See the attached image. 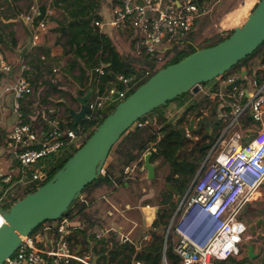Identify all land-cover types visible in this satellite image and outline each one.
Masks as SVG:
<instances>
[{"label":"built area","instance_id":"2783aa9c","mask_svg":"<svg viewBox=\"0 0 264 264\" xmlns=\"http://www.w3.org/2000/svg\"><path fill=\"white\" fill-rule=\"evenodd\" d=\"M141 1L142 5L135 0H121L122 5L113 3L110 17L105 23L102 20L94 21L100 28L111 25L120 31L133 29V52L137 56L161 52V45L166 43L172 46L192 28L195 18L211 10L208 0H181L179 4L175 0ZM30 9V13L22 11L17 17L28 25L32 33L31 46H34L47 30L48 22L43 19L33 25L37 9L33 5ZM51 12L52 9H49L48 13ZM26 67L23 60L21 73L11 85L5 84L4 91L12 97L11 107L16 116L7 146L13 149L21 172L30 171L24 179L17 178V173L11 177L0 170V183L10 184L0 194V201L13 186L33 185L35 181L44 180L42 177H46L48 167L45 172L40 166L34 167V164L48 155L60 154L79 138L71 128H62L56 113L47 106L37 108L38 116L47 129L42 128L41 121L35 125L32 121H25L21 101L32 92L31 83L24 73ZM52 71H57V68L53 67ZM96 71L103 74L102 67L96 68ZM12 72L13 63L5 56L0 45V83L7 80L2 81L1 75ZM251 72L250 79L247 71L225 75L220 78V87H226L238 77L241 79L232 88L213 93L221 100L218 119L223 126L208 148L194 178L176 200L165 228L166 240L169 236H175L172 248L179 258V264H214L215 261L239 256L242 252L246 225L239 216L242 217V210L258 198L259 189L264 183V62L259 61ZM129 83L130 78L117 74L115 82L105 93L100 94L98 89L91 92L84 119H91L94 114L106 111L107 103L112 99H124ZM119 84L122 88L118 87ZM2 96L0 93V102ZM224 108L229 110L225 111ZM141 125L142 122L137 120L133 127ZM131 169L125 167L124 173H129ZM4 221L0 212V226ZM81 227L82 223L73 225L67 217H62L53 222L54 238L47 249L36 247V235L30 234L22 238L21 245L3 264H94L91 253H79L71 246L69 238L75 228ZM96 236L100 237L101 233ZM163 254L167 263L166 249Z\"/></svg>","mask_w":264,"mask_h":264},{"label":"trees","instance_id":"16d2710c","mask_svg":"<svg viewBox=\"0 0 264 264\" xmlns=\"http://www.w3.org/2000/svg\"><path fill=\"white\" fill-rule=\"evenodd\" d=\"M20 1L21 0H7L6 9L10 10L12 13L4 18H15L22 11L30 13V8L33 5L37 9L34 15L33 25H36L38 21L43 19L48 23L51 21L55 22V25L52 28H49L50 31H48L49 34L50 32L53 33V36L51 37L52 41L45 39V43L31 46L30 48H32V50L30 54L25 57L27 67L24 73L32 87V92L26 94L21 102V111L26 122L30 121V115L33 114L32 111H35L40 104L48 105L53 108L62 106L63 110L61 114H63V117L58 119L59 125L62 128H70L72 116L69 113V107L66 106L65 101H60V98H65V95L63 90L59 89L58 85L56 86L55 81L52 80V68L55 64L58 65L61 63L59 62L61 56L66 57L63 69L66 73L71 75L79 85L76 94L83 95L88 89H92V93H94L95 87L100 94H103L106 92V89L115 82L117 74H122L123 76L130 78L129 85L131 84L132 86H130L127 91V94H129L140 84L145 82L159 68L177 62L194 51V34L192 33L193 30H191V28V31L189 30L186 32L189 33L187 37L185 36L186 33H184L183 36L179 37L180 42L172 45L174 51H170L172 53L170 56L171 58L162 66L158 67L155 61L159 58V51H155L147 56L133 55L134 52H132L133 54L130 53V55H128L120 49V46L116 43L114 37L106 30V28L103 29L94 24L95 20H102V16L99 12L104 0H49V3H46V1H40L37 3L38 5L33 4V0H25L26 2H23L22 4H20ZM198 1L202 2L204 0ZM113 3H120V5H122L121 0H115ZM1 6L0 3V15H2ZM49 9H56L61 11V13L54 15V13H48ZM2 22L3 21L0 19V43H3L4 40L2 36L8 37L9 34H11L10 32L6 34L3 33V30L8 26V23ZM230 31H232V29ZM122 32H125L126 37L130 38L135 31L133 29H128ZM223 38L224 37L221 34L217 33L210 37L208 44L205 43V45L199 46H211L218 43ZM13 41L14 38L12 42ZM133 43L134 41L130 42L132 51ZM52 46H59L61 48L62 52L59 58L50 53ZM256 54L259 55V61L264 62V41L254 52L240 60L226 73L233 71L234 73H238L243 71L246 68L241 67ZM131 56H133L134 59L131 58ZM250 66V71H252L256 64ZM98 67L103 68V74L96 71V68ZM226 73L218 77L219 79L216 78L210 82L201 83V86L209 84L208 92L218 93L220 90V81L218 80L224 78ZM134 81H137V83L135 84ZM118 87L122 88V85L119 84ZM188 92L168 101L167 104L172 101L183 103ZM55 93H58V95L52 96V94ZM206 95L207 93L201 98L202 101H205L207 98ZM70 97L72 101L78 103L73 94H70ZM202 101L197 103L195 99L191 100L185 105L183 113L185 114L194 111ZM219 102H221V100L216 96L214 103L218 104ZM164 106L156 108L155 113L147 120L144 121L139 119V121L142 122L141 126H135L132 129H128L121 136L108 154L106 163L103 167L104 173H101L97 179L84 187L82 192H85V196L82 199L78 198L74 200L69 207L68 212L64 214L63 217L69 218V221L75 220L85 224L83 226L84 232L90 230L96 222L90 212L94 202V190L104 185L116 189L117 185L124 187L126 182L128 183V186H130L132 180L128 178L129 175H127V173H124V169L127 166L135 164V170L140 172L139 168L143 165V154L147 150L151 151L149 158L151 163L159 160V164L167 162L172 167L171 173L165 177V180L172 185L176 193L169 189L170 194H164L165 198L163 202L171 206L172 195H182L184 193L194 175V171H196L200 161L205 156L207 149L218 136L219 132L215 129L212 132L201 134V140L208 141L195 144L194 150L197 152L194 156L191 154L192 159L182 158L180 160L179 149L182 146V143H180L181 134L177 131L176 126H174L171 120L166 122V116L161 111V108ZM70 107L72 106L70 105ZM212 109L214 108L212 107ZM112 110L113 108L100 114H94L91 119H81L78 124L80 135L81 133H86L82 142L77 147L75 146L73 149L64 152L63 155H51L52 160L47 168L45 179L39 181L32 188L20 195V197L37 188L43 184L45 180L50 178L82 145L89 134ZM41 122L43 123L42 128L47 129L46 124L43 121ZM176 174L179 175L177 178L174 177ZM17 198L19 199V197ZM16 200H14V202ZM12 204L13 202L10 205ZM166 217L168 216L164 211L157 214L152 222L151 228L148 230L151 239L150 241L142 242L141 250L138 255H136L137 250L132 243L126 241L125 243L119 244L113 234L110 233L107 238L100 240L102 245L99 249L95 247L92 250L95 255H99L97 259L93 261L94 264H133L134 259L141 261V264H160L164 230L167 225L166 223H168L167 219H164ZM41 225L43 226V224ZM164 225L165 227L162 229V226ZM35 230L36 228L32 233ZM71 237L69 238L70 240ZM73 238H75V241L77 242L76 236ZM168 242L170 243L171 240L168 239ZM93 253L92 255H94ZM166 258L168 264H179V258L174 253L172 245L170 244H168L166 249ZM236 262L238 261L235 260V263Z\"/></svg>","mask_w":264,"mask_h":264},{"label":"water","instance_id":"95a60500","mask_svg":"<svg viewBox=\"0 0 264 264\" xmlns=\"http://www.w3.org/2000/svg\"><path fill=\"white\" fill-rule=\"evenodd\" d=\"M136 3L143 4L141 0ZM218 43L200 47L174 63L159 68L116 106L89 134L82 145L43 184L17 199L8 209L0 205L4 223L0 226V264L22 243V238L47 221H56L80 198L86 185L102 173L108 154L121 136L134 123L147 120L155 109L191 91L196 93L201 83L211 81L229 71L249 56L264 41V0H257L243 23L227 31ZM240 77L226 85L232 88ZM92 89L76 96L79 107L68 103L72 116L70 128L79 136L78 124L85 118L87 100ZM191 127L193 121H190ZM190 127V128H191ZM181 132L184 129H179ZM151 151L143 154L142 169L146 178L154 177V165L149 161ZM45 177L43 176L42 179ZM166 186L176 193L170 183ZM179 196H177V200ZM251 248L249 247V250Z\"/></svg>","mask_w":264,"mask_h":264},{"label":"crops","instance_id":"0c3cea01","mask_svg":"<svg viewBox=\"0 0 264 264\" xmlns=\"http://www.w3.org/2000/svg\"><path fill=\"white\" fill-rule=\"evenodd\" d=\"M40 1H46V0H33V4L38 5L37 3ZM115 0H104L101 9H100V15L102 16V21L105 23L109 17H110V9L113 5V2ZM168 1V0H167ZM177 4L181 0H175ZM208 4L210 5L211 10L208 13H205L201 16H198L195 18L194 23H193V30L195 27H198V30L200 31L202 28V24L200 23L201 20L206 17L207 15H213L211 14L213 10L218 9V7H221L223 9H227L226 11H221L220 14L217 17L219 20V16L221 15V21H215L214 24L219 25V23H224L227 22L229 24L230 30L233 29L235 26H237L236 22H238V19H235V8L236 6H241L242 11L240 13L241 17L244 18V15L247 16V14L253 9V7L256 5L257 0H208ZM47 3V2H46ZM116 4V3H114ZM120 5V3L116 4ZM57 14H60L61 11L56 10ZM224 15V16H223ZM234 18V19H232ZM197 19V21H196ZM9 31H6L9 34L8 37H10L11 42L14 38V41L10 44H1V48L5 54V56L13 63V72L11 74H5L1 75L3 83H0V93H2V99L0 102V170L6 173L7 175L16 176L17 172H14L18 169L19 164L18 161L14 155V151L10 147L7 146V141L9 139V135L12 131L13 125L16 121V116L15 113L12 110L11 104H12V97L9 93H6L4 91V86L5 84L11 85L14 82V79L16 78L17 75H19L20 72V67L21 63L24 60L26 63L25 57L30 54L32 48V33L28 27V25L24 22H22L18 17L16 16L15 18H12L9 20ZM19 22V24L17 23ZM54 24L55 22L52 21ZM220 23V24H221ZM21 26L23 27L24 32L21 29ZM51 26V23H48V27ZM103 29L106 28L108 32L112 34V36L116 39V42L120 45L126 44V41L131 40L133 41L134 36L128 38L126 37L125 32L118 33V31H112L109 29L107 26H103ZM225 28V29H224ZM226 27L219 28L217 27L215 32L221 34L224 36V33H226ZM216 33V34H217ZM51 34V32H50ZM134 33H132L133 35ZM51 38L52 36L49 35ZM200 36L197 34L196 38H199ZM45 37L40 39V41L37 42V44L40 43H45ZM24 41V42H23ZM194 45L199 46L197 44L200 40H195ZM180 42L179 39L175 42L178 43ZM130 45V44H129ZM121 46V45H120ZM128 48V47H126ZM168 48H171L170 43H166L161 45L160 50H166ZM128 51H131L132 53V48L128 49ZM61 48L59 46H52L50 49V53L53 56H61ZM66 57L60 58L59 63L57 66H53L57 68V71L53 72L52 80L55 81L56 86L58 85L59 89L63 90V93L65 95V98H60V101H65V103H68L69 105L73 106L76 105L74 104L75 102L71 100L70 94H73V96H78L77 89L79 85L75 82V80L72 78L71 75L65 72L63 69V65H65ZM259 62V61H258ZM254 63V64H258ZM248 69V70H247ZM251 66H248L246 69L243 71H247V73H250ZM30 82V81H29ZM6 84V85H7ZM226 87H220V90L225 89ZM97 88L95 87L94 91ZM4 91V92H3ZM53 96L58 95V93L52 94ZM76 99V98H75ZM22 102V101H21ZM207 105H212L213 106V119H212V124L217 121L219 118V104H214L212 102L211 98L208 100ZM48 105L40 104L39 107H43ZM62 106H57V108H53V111L56 113V111H61L63 110L61 108ZM61 108V109H60ZM73 108V107H72ZM37 110V109H36ZM32 115L30 118V123L32 124H38L40 120L38 116V112L32 111ZM32 121V122H31ZM221 129V128H220ZM219 132V130H218ZM78 141V139H77ZM75 141L74 143L70 144L73 145L77 143ZM69 145V146H70ZM68 148V147H67ZM65 149L58 155H63L64 152H67L68 149ZM154 149V148H152ZM11 156H14V162L10 158ZM14 165H17V167H14ZM154 165V170H156V163H153ZM134 168V167H133ZM133 170V169H131ZM133 171L128 173L127 175L128 178H130L132 181L130 182V186H128V183H125V186H116V189L109 187V186H102L101 188H97L95 190H98L99 195H95L96 192H94V202L92 205V209L90 210L93 219L96 220L95 224L90 230H87L84 232L83 227L77 228L73 231L72 237H71V246L74 248L75 251L79 253H91L92 260H96L99 255H95L92 250L96 247L99 249V247L102 245L101 241L104 238H107L110 233L113 234V236L116 238V240L121 243H125L126 241L129 243H132L136 250L138 255L141 250V245L142 242H147L150 241L151 237L149 234V229L151 228L152 222L156 218V213L158 212L157 207L151 206L149 202H140L138 200V188L134 185V183H138L141 178L137 177L136 175H132ZM146 173V172H145ZM146 178V175L144 176ZM146 180V179H145ZM39 181H35L33 185L31 183L25 184V185H20L18 186L15 190H18L17 195L22 194L23 192H26L28 189L32 188L35 184H37ZM116 185V183H115ZM264 185V183H263ZM107 189V190H104ZM137 188V194L134 195V192ZM261 187V190L259 189V194L258 198L253 201L244 209L243 211V217L244 221L246 220L248 223L245 224L246 226H249V229L246 230L245 237L242 243V252L239 256H233L228 258L227 260H221V261H215L214 264H264V232L261 233V230L264 227V189ZM94 190V191H95ZM143 190H146L143 188ZM149 193V192H148ZM148 193H143L145 194L144 196H147ZM178 194H173V198H175V202L177 200ZM261 204V208L256 209L255 205ZM101 204V209H99ZM103 205H106L103 206ZM165 205V204H164ZM115 211V212H114ZM256 212V215H253V213ZM249 213V215H248ZM69 219V218H68ZM70 220V219H69ZM257 222H260L259 228H256L254 231V226L253 224H256ZM71 224L76 225V224H81L79 221L72 220L70 221ZM52 223L43 224L45 231H52L51 227ZM85 224H83L84 226ZM259 229V230H258ZM82 231V232H81ZM53 233V231H52ZM101 233L100 237H97L96 235ZM165 233V231H164ZM166 234V233H165ZM262 234V235H261ZM53 235L48 237L46 234L44 235V239L46 243L49 245L50 242L53 240ZM76 240L75 241V237ZM261 236V237H260ZM168 239L171 240V236L168 237ZM168 239H163V244H162V255H161V263L160 264H168L165 263V260L163 258V251L164 249H167L168 244L173 245V241L170 243L168 242ZM121 240L123 242H121ZM109 245V244H108ZM249 247L251 248L249 250ZM92 253L94 255H92ZM106 254V252H105ZM166 257V254H165ZM235 260L238 261L235 263ZM167 261V258H166ZM133 264H141V261L139 260H133Z\"/></svg>","mask_w":264,"mask_h":264},{"label":"rangeland","instance_id":"374dc122","mask_svg":"<svg viewBox=\"0 0 264 264\" xmlns=\"http://www.w3.org/2000/svg\"><path fill=\"white\" fill-rule=\"evenodd\" d=\"M23 2H26V1L25 0H21L20 1V4H22ZM46 2L49 3V0H46ZM0 3L2 5L1 6L2 7L1 8L2 9L1 10V14L3 15V16L0 15V19H1V21H3L2 23H8V26L3 30V33L6 34L7 33L6 31H9L10 30L9 29V23H11V22H9L10 19H6L4 17L5 16H8V15H11L12 12L10 10H7L6 9L7 0H0ZM234 8H235V14H237L234 17H235V19H238V22H236V24L238 26L241 23H243V21L245 20L246 16L244 15V18L241 17V15H240V13L242 11V7L241 6H236ZM223 10L226 11L227 9H223ZM223 10H222L221 7H218V9H215V10L212 11L211 14H213V15H207L206 17H204L201 20V22H200L202 24V28H201L200 31L198 30V27H195V29L193 30V28H194V26H193V28L191 29V30H193L192 33L194 34L193 39L195 40V42H196V40H200L197 44H199V45H205V43L208 44V41L210 40V37H212L213 35H215L217 33V32H215V30H216L217 27H219V28L226 27V29H227L226 32L227 31H230L229 24L227 22H224V23H221L220 22L221 24L219 23V25H216V26L214 24V20L215 21H219V20L221 21V15L219 16V20L217 19L216 16H218L220 14V12L223 11ZM51 13H54V15H58L56 13V11L53 10V9H52V12ZM197 19H196V21H197ZM232 19H234V18H232ZM23 22L25 23V21H23ZM17 23L19 24V22H17ZM50 23H51V26H49L47 28V30L41 34V37L42 38L45 37L48 41H52V38H50L49 35L50 36H53V33L49 34V32H48V31H50L49 28H52L55 25L52 21ZM107 27L109 29H111L112 31H118L119 34L122 33V31H120L118 29L112 28L111 25H107ZM21 29L24 32L22 26H21ZM188 34L189 33H186L185 36L187 37ZM197 34L200 36L199 38H196ZM224 35H225V33H224ZM41 37L39 38L38 41H40ZM2 38L4 39L3 40V44L10 45L12 43L10 37L2 36ZM115 41H116V39H115ZM130 42H131V40H128V41H126V44H124V45L120 44L121 46L117 42L116 43L120 46V49L124 53H127L128 55H130L131 51H128V49H130V45H129ZM126 47H128V48H126ZM172 47L173 46H171V48H168V49H166L164 51L163 50H160L161 52L158 53L159 58H157V60L155 61L156 62V65L158 67L159 66H162L167 60H169L171 58L170 56H171L172 53L170 51H172V50L174 51V48H172ZM133 55H135V54H133ZM59 57L60 56H57V58H59ZM131 58H133V56H131ZM259 59H260L259 58V55L256 54L246 64H244L241 68H243V67L244 68H247L248 66H250V65H252L254 63H257L259 61ZM61 65H62V62H61ZM55 66H57V65H55ZM231 73L233 74L234 71L233 72H228L225 75H230ZM247 76L250 79L251 76H252V72L250 71V73H247ZM217 79H219V78H217ZM220 80H218V81H220ZM134 82H135V84L137 83V81H134ZM130 86H132V85L130 84ZM209 86H210L209 84L202 85V86L200 85V88H199V90L196 93H193V92L189 91L188 94L186 95V99H185V101L183 103H179L178 101H172V102H169V104H167L164 107H162L161 108V111L166 116V122H168L170 120H173L178 114L183 113L184 110H185V105L187 103H189L191 100L195 99L197 103H199L200 101H202L201 98L204 97L205 94L207 93V95H206L207 98L205 99V101H202L203 104H202V102L200 104H198V106L196 107L197 109H195L194 111H198V112L202 111V112L206 113L204 117H206L207 120L210 121V123L212 125V122H213L212 119L214 117L213 114H212V112H213L212 107L213 106L212 105H209L208 106L207 105V102H208V100H210V97H209L210 94H212L211 95L212 96L211 100H212V102H214V100H215V94H213V92H210V93L208 92L209 91L208 90L209 89ZM126 95H128V94H126ZM118 101H120V100H113L112 99L111 101H109L107 103V106H106L107 107V110L108 109H111V108H114L116 106V104L118 103ZM74 104H76V103H74ZM218 104H221V102H219ZM72 107L74 109H77L79 107V105L76 104V105H73ZM224 110L227 111L229 109L228 108H224ZM35 111L37 112L36 109H35ZM61 112H62V110L61 111H59V110L57 111V113H56V118L57 119H61V117H63V114H61ZM192 115H195V114H192ZM132 128H133V126L130 129H132ZM220 128L221 127L219 125L218 126V130H220ZM182 135L185 136V133H182ZM85 136H86V133L85 134L84 133H81V135L78 138L77 143L68 146L67 149L68 150H71L75 146L77 147L82 142V140L84 139ZM207 141L208 140H206V141L203 140L202 142H207ZM194 146H195V144L193 142H190V141H187V142L183 143L182 146H181V148L179 149V158H180V160L182 158L192 159L191 154H192V156H194L196 154V152H197V151L194 150ZM10 150H11V148H10ZM10 158L14 162V159H15L14 156H11ZM52 158H53V156H52ZM51 160H52L51 159V155H48V156L40 159L39 161H37L34 164V167L40 166V169L42 171H45L46 172V168L51 163ZM202 160L200 161V164L197 167L196 171H194V175H193L192 179L194 178V176H195L198 168L200 167ZM155 163H156L155 178L152 181H150V179H147V178L144 177L146 175V173H145L146 171L144 169H143V171L138 172L134 168V170H133V172L131 174L132 175H136L137 177L141 178V180H139L138 183H134V185L138 188V193H139L138 200L140 202H142V203L145 202V201H147V202H149V204L151 206L157 207L158 212L156 213V216H157L158 213H161L162 211L166 212L168 217H166L164 219L165 220L167 219V222H168L170 220V218H171V215H172L173 211H174L175 198H173V195H172V199H171L172 200V203H171L172 205L171 206H169V204H165L163 202V200L165 198L164 194L165 193L168 194V195L170 194L169 188L166 186V183H165V179L164 178H165V175L166 174H168V173H170L172 171V167L167 162H163V163L159 164L160 163L159 160L158 161H155ZM133 166L135 167V164H133V165H131L129 167L132 168ZM14 167H17V165H14ZM31 169H33V168H31ZM29 171H30V169H27L24 172H21L20 167H18V169L16 171H14V172H17V174H18V177L17 178L23 177L24 179H26L27 176H28ZM9 185H10L9 183L8 184H1L0 183V194L2 193L3 189L6 188V187H8ZM261 187H263V189H264V185L263 184L261 185ZM261 187H260V190H261ZM137 188H136V190L134 192V195L137 194V192H136L137 191ZM143 188L146 189V190H143ZM15 189H16V186H13L12 188L9 189V191H8V193L6 195H4V196L1 197L0 204H1V206L4 209H8L11 206L10 204L12 202L14 203V200H16L17 197L20 198V195H22L24 193L23 192L22 194L17 195L18 190H15ZM104 190H107V189L104 188ZM94 192H96L95 195H99L98 190H95ZM145 192L146 193L149 192L147 194V196H144L145 194H143V193H145ZM80 196L81 197L79 199H82L85 196V192H82ZM256 203H257L255 205L256 209L261 208V204L262 203L261 204L260 203L258 204V202H256ZM252 204H253V202H252ZM99 205H100L99 209H101L102 206H101L100 203H99ZM103 206L106 207V205H103ZM244 209L242 210V216H243ZM256 214H257L256 212L253 213V215H256ZM248 215H249V213H248ZM239 218L245 224L248 223L246 220L244 221L243 217H240L239 216ZM53 222L54 221H52V222L47 221L44 224L47 225L48 223H52L51 224V227H52V231H53ZM165 225L162 226V229L165 227ZM43 226H45V225H43ZM43 226L42 225L41 226H38L36 228V230L33 233H31V234L32 235H36V240H37L36 243H35V246L36 247H38L40 249H47L49 247V245L46 243V241L44 239L45 238L44 235L46 234L48 237H50L51 235H53V233L50 230L45 231L43 229L44 228ZM253 226H254V231H255L256 228H259L260 222H257L256 224H253ZM248 229H249V226H246V230H248ZM261 230H263V231H261V233L264 232V227ZM164 235H165V233H164ZM174 240H175V236L173 235V236H171V241H174Z\"/></svg>","mask_w":264,"mask_h":264},{"label":"flooded vegetation","instance_id":"af4514ba","mask_svg":"<svg viewBox=\"0 0 264 264\" xmlns=\"http://www.w3.org/2000/svg\"><path fill=\"white\" fill-rule=\"evenodd\" d=\"M192 114H195V115H192ZM205 114L206 113L202 111L200 112L192 111V112L185 113V114L184 113L178 114L173 120H171L174 126H176L177 131L181 134L180 143L183 144L187 141L193 142L194 144L202 143L201 134L205 132H212L215 129L218 130L219 125L222 128L223 123H221L219 119H217V121H215V123L211 125L210 121H208L207 118L204 117ZM191 120L193 121L192 127L190 124ZM182 128L184 129L183 132L179 130ZM182 133H185V136H183ZM133 167L132 169L134 170L135 167L134 168ZM141 167L142 166H140L139 168L140 172L143 171ZM170 173L166 174L165 177L168 176ZM178 176H179L178 174L174 175L175 178H177ZM154 178H155V170H154V177L151 178L150 180H153ZM165 183H168V182L165 180Z\"/></svg>","mask_w":264,"mask_h":264}]
</instances>
